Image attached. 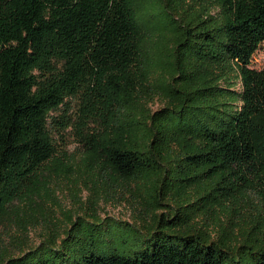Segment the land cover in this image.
Instances as JSON below:
<instances>
[{"label":"trees","instance_id":"trees-1","mask_svg":"<svg viewBox=\"0 0 264 264\" xmlns=\"http://www.w3.org/2000/svg\"><path fill=\"white\" fill-rule=\"evenodd\" d=\"M262 42L264 0H0V222L50 196L71 132L72 197H144L152 220L75 264H264V218L228 215L264 212ZM42 246L5 264H54Z\"/></svg>","mask_w":264,"mask_h":264},{"label":"rangeland","instance_id":"rangeland-1","mask_svg":"<svg viewBox=\"0 0 264 264\" xmlns=\"http://www.w3.org/2000/svg\"><path fill=\"white\" fill-rule=\"evenodd\" d=\"M251 66L264 67V42L253 53ZM157 106V102L151 104L153 109ZM55 139L57 149L74 161L69 170L73 172L66 170L49 177V197H36L35 203L21 205L0 222V264L41 241L43 246L37 248L35 256L53 255L54 264H75L81 257L92 253L129 252L137 240L144 238L136 229L142 220L147 224L152 222L142 203L144 197H85L86 191L79 197H72V192L82 186L81 181L78 186H72V179L78 174L75 161L80 159L81 147L71 132L65 133L61 139L55 135ZM228 215L230 220L246 225L264 218V212L257 215L253 209ZM197 219L199 224L203 216L199 215ZM226 221L227 216H223L221 223ZM206 222L209 229L217 227L209 217ZM53 242L55 246L52 248Z\"/></svg>","mask_w":264,"mask_h":264}]
</instances>
